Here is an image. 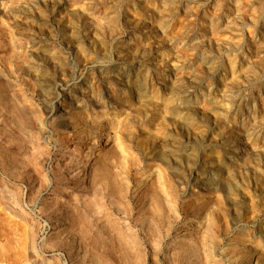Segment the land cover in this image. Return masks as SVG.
<instances>
[{"label": "rangeland", "instance_id": "1", "mask_svg": "<svg viewBox=\"0 0 264 264\" xmlns=\"http://www.w3.org/2000/svg\"><path fill=\"white\" fill-rule=\"evenodd\" d=\"M0 264H264V0H0Z\"/></svg>", "mask_w": 264, "mask_h": 264}, {"label": "bare ground", "instance_id": "2", "mask_svg": "<svg viewBox=\"0 0 264 264\" xmlns=\"http://www.w3.org/2000/svg\"><path fill=\"white\" fill-rule=\"evenodd\" d=\"M195 223V221H191V224H194Z\"/></svg>", "mask_w": 264, "mask_h": 264}]
</instances>
